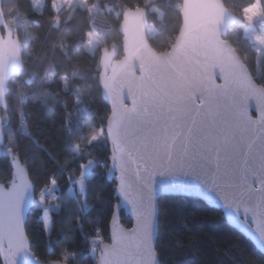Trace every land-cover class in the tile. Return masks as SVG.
Listing matches in <instances>:
<instances>
[{
  "label": "snow or ice",
  "instance_id": "snow-or-ice-1",
  "mask_svg": "<svg viewBox=\"0 0 264 264\" xmlns=\"http://www.w3.org/2000/svg\"><path fill=\"white\" fill-rule=\"evenodd\" d=\"M48 2L57 30L65 8L89 19L122 16V56L116 43L111 50L106 44L101 48V40L86 33L83 47L101 51L96 79L109 114L74 145L70 137L62 158L49 153L51 171L34 174L25 145L35 144L30 105L51 111L62 92L73 97L72 107L80 113L92 85H79L85 74L70 66L64 44L59 48L67 61L49 62L44 78L35 70L28 74L24 47L39 37L29 35L21 43L12 19L19 0H9L7 9L0 0V264L76 260L71 252L61 251L55 260L38 255L45 241L29 231L26 217L31 210L41 213L47 252L55 254L54 217L66 208L73 218L93 210L98 168L107 170L116 204L110 242L102 228L93 229L89 251L95 264H170L159 244L161 195L193 194L222 204L264 247V75L253 71L264 67V33L256 32L257 24L264 28V0ZM237 27L244 30L247 50L230 35ZM53 84L59 86L55 91ZM67 120L71 131V113ZM96 151L100 155H93ZM121 207L135 218L133 227L119 223ZM78 230L83 232L82 225ZM65 241L59 242L62 249Z\"/></svg>",
  "mask_w": 264,
  "mask_h": 264
},
{
  "label": "trees",
  "instance_id": "trees-1",
  "mask_svg": "<svg viewBox=\"0 0 264 264\" xmlns=\"http://www.w3.org/2000/svg\"><path fill=\"white\" fill-rule=\"evenodd\" d=\"M103 2L107 3L108 0ZM127 2L135 4L142 3V0H127ZM246 2L247 0H236L238 4ZM8 3L9 0H4L5 9ZM19 3L18 15L12 18L14 31L22 42L29 35L39 37V39L28 41L27 46L24 47L27 73L30 74L32 70H35L41 78H44L49 62L54 59L57 62L67 61L59 48L60 44H64L71 57L70 66L79 68L85 74L84 80L80 81L79 85H92L90 94L84 97L85 104L80 106L84 111L80 113L72 107L73 97H66L62 92L51 111L43 104L30 105V129L35 144L25 141V145L30 149L33 173L43 177L53 168L49 153L62 158L69 151L70 137L74 145L81 133L86 134L89 128L101 126L109 114L110 107L96 79L99 74L101 51L98 49L94 54L90 53L83 47V42H85L86 33L91 31L101 40V48L105 44L111 48V45L116 43L119 58L122 56V35L119 31L122 16L117 18L115 13H112L89 19L81 17L78 12L71 13L65 8L61 13V24L57 30L51 26L53 9L48 0H43L39 10L34 0H19ZM236 14L239 15V12L237 11ZM150 24L157 32L160 31L158 23L150 22ZM230 35L247 50L248 40L243 28H235ZM54 46H56L55 49H53ZM250 55L254 56V53ZM253 71L264 75V67L254 68ZM58 88L56 84L51 86L54 91ZM65 100L68 101L67 108L64 106ZM69 113L72 114L71 131H69L67 120ZM93 155H100V153L96 151ZM96 172L95 195L90 199L93 210L86 217L76 215L73 218L68 215L69 210L66 208L54 217L55 230L51 241L55 245V254L47 252V237L38 219L41 213L38 210L29 212L27 218L29 231L45 241L37 253L42 258L55 260L60 258L59 254L63 251L65 254L71 252L76 256V260L71 261V264H77L80 259H83V264H95V258L89 251L90 240L95 238L93 229L102 228L105 232L103 238L105 241L109 240V222L116 202L114 193L108 187L112 182L106 177L107 170L98 168ZM159 205V244L165 252V259L170 261V264H264V254L251 240L228 223L220 209L211 207L198 198L172 195L160 197ZM121 221L125 227L132 225L131 218L124 211L121 212ZM79 225H82L83 232L78 230ZM66 234L68 238L65 241ZM60 241H65L66 246L63 249L59 246Z\"/></svg>",
  "mask_w": 264,
  "mask_h": 264
},
{
  "label": "water",
  "instance_id": "water-1",
  "mask_svg": "<svg viewBox=\"0 0 264 264\" xmlns=\"http://www.w3.org/2000/svg\"><path fill=\"white\" fill-rule=\"evenodd\" d=\"M237 15V14H236ZM237 16H239V15H237ZM122 24V20H121V23H120V25ZM120 25H119V31H120V33H121V35H122V31L120 30ZM3 30L2 29H0V32H2ZM14 33L15 34H17L15 31H14ZM20 38V37H19ZM20 40H21V38H20ZM21 43H23L22 42V40H21ZM110 50H111V48H109ZM101 55V54H100ZM101 86V85H100ZM101 88H102V86H101ZM102 93H103V97H104V99H105V101H106V103L109 105V107H110V103L108 102V100H107V98L105 97V95H104V92H103V88H102ZM107 173V172H106ZM107 177V176H106ZM109 181H111L110 180V178H107ZM162 196H164V195H161V196H159V199H160V197H162ZM185 196H187V197H194V198H198V199H201V200H203L205 203H207L208 205H210L211 207H215V208H217V209H220L223 213H224V215H225V217H226V219H227V221H228V223L231 225V226H233L234 228H236L241 234H243L245 237H247L249 240H251L252 241V243L255 245V247L262 253V254H264V247H262L261 246V243L254 237V236H252V235H249V233L248 232H246L242 227H240L238 224H236V223H234L232 220H231V218L228 216V212H227V210H225L223 207H222V204H220V203H212L211 201H208V200H206L205 198H203V197H197V196H195V195H193V194H185ZM115 204H116V202H115ZM114 204V205H115ZM114 211V210H113ZM122 211H124V213L127 215V216H129L130 218H131V220H132V225L130 226V227H125L123 224H122V221H121V212ZM112 215H113V213H112ZM112 217V216H111ZM28 218V215H27V217H26V219ZM110 221H111V219H110ZM119 223L121 224V226H123L124 228H131V227H133V225L135 224V218L132 216V214L130 213V211H129V209L128 208H126V207H121V209L119 210ZM254 230V229H253ZM109 237H110V222H109ZM106 242H110V239L108 240V241H106Z\"/></svg>",
  "mask_w": 264,
  "mask_h": 264
},
{
  "label": "rangeland",
  "instance_id": "rangeland-1",
  "mask_svg": "<svg viewBox=\"0 0 264 264\" xmlns=\"http://www.w3.org/2000/svg\"><path fill=\"white\" fill-rule=\"evenodd\" d=\"M35 1V5H36V7L37 8H40L41 9V5H42V2H43V0H34ZM61 2V0H57V3L59 4ZM89 32V31H88ZM256 32H257V34H261V33H264V28H261L260 26H259V24H257L256 25ZM94 37L96 38V39H98L95 35H94ZM86 39V38H85ZM86 49V48H85ZM87 50V49H86ZM88 51V50H87ZM97 51V50H96ZM89 52V51H88ZM91 53V52H90ZM104 232V231H103ZM103 235V237H105V232H104V234H102ZM94 258H95V260H96V257L94 256Z\"/></svg>",
  "mask_w": 264,
  "mask_h": 264
}]
</instances>
